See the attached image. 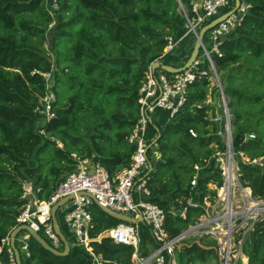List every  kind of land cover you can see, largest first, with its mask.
<instances>
[{"label":"trees","instance_id":"trees-1","mask_svg":"<svg viewBox=\"0 0 264 264\" xmlns=\"http://www.w3.org/2000/svg\"><path fill=\"white\" fill-rule=\"evenodd\" d=\"M47 1L0 0V240L17 224L25 202L23 182L30 181L40 189L37 196L46 197L72 168L71 153L94 156L111 176L129 164L134 146L127 136L139 114L140 79L161 54L166 37L177 39L184 33L186 19L177 0H55L56 9ZM181 2L188 16L192 15L189 0ZM246 2L250 7L241 24L219 45L221 55L211 56L216 72L225 71L222 78L231 65L240 63L223 86L234 157L242 185L250 188L253 197L264 200V0ZM46 41L50 51L44 46ZM180 47L164 63L172 64L175 57L179 60ZM192 47L173 65L182 66ZM201 55L202 50L197 56ZM201 67L209 68L207 60ZM43 72L51 73L55 94L54 116L46 122L35 112L38 97L46 91ZM216 88L208 77L196 78L188 85L187 101L174 116L163 125L156 124L160 157L153 160L146 185L149 200L166 213L165 226L171 234L204 212L203 197L216 196L208 185L220 187L223 182L215 153L224 149V120L218 133L209 116L212 111L216 117L215 109L207 102ZM189 129L197 135L191 136ZM194 164L202 168L191 189ZM191 196L199 205L188 207L184 219L174 215L172 207H182ZM90 211L92 238L121 222L97 205ZM137 228L138 253L145 257L156 242L146 223ZM200 244L193 242L177 250V264L214 259L213 249ZM91 246L101 254L102 264H132L131 245L102 237L91 241ZM242 252L245 264H264V217L253 223ZM0 263L8 264L6 246H1ZM21 264H92V260L83 247L71 246L66 255L59 256L31 237L30 256L21 258ZM237 264L244 263L239 260Z\"/></svg>","mask_w":264,"mask_h":264},{"label":"built area","instance_id":"built-area-1","mask_svg":"<svg viewBox=\"0 0 264 264\" xmlns=\"http://www.w3.org/2000/svg\"><path fill=\"white\" fill-rule=\"evenodd\" d=\"M189 4L192 12L190 16L180 0L186 19L184 33L177 39L173 36L166 37V44L161 54L147 66L140 79L139 114L127 136V141L134 146L129 164L111 176L94 156L71 153L72 168L63 173L53 191L46 197L39 198L37 194L40 189L35 188L30 181L23 182L21 197L25 202L20 207L16 216L17 224L13 228L20 224L28 225L34 231L42 232L44 239L53 248L62 250L63 244L54 231L50 211L57 201L69 196V199L59 207L68 232V235H64L70 248L74 245L80 246L89 253L92 264L103 262L101 254L95 253L91 246V241L102 237H110L115 243L133 246L132 264H177L175 257L177 250L193 242L200 244L201 241H212L210 245H200L213 249L216 264H237L239 260L242 263L247 260L242 252V244L259 212L260 207L255 203L260 204L261 201L253 197L250 188L242 186L239 180L232 131L230 124L225 123V113L228 111L226 96L221 89V81L216 74L211 54L221 55L219 45L241 24L250 5L246 0H239L237 8L232 13L207 30L209 47L203 40L205 33L200 46L202 55L197 56L187 68L179 72H167L161 67H155V62L164 63V58L188 35L193 36L195 41L199 29L233 8L234 0H189ZM204 60L209 63L208 69L201 67ZM41 74L45 80L46 91L38 97L35 112L43 122H46L54 116L52 104L55 101V94L51 88V73ZM202 76L208 77L211 85L221 89L218 97L223 103L221 109L223 108L224 117L221 119L224 120L225 125L222 135L224 149L215 153V160L223 182L220 187H216L215 197L212 199L209 195L203 197L204 212L178 233L171 234L165 226L166 213L149 200L150 190L146 185L152 162L160 157L156 144L158 136L156 124L159 121L157 110L167 112V120L172 118L187 101L188 85ZM213 120H216V117ZM154 128L155 131L151 132ZM189 133L193 137L197 135L193 129H189ZM193 168L195 173L190 181L191 189L197 185L198 174L202 167L194 164ZM97 204L133 219L142 218L150 227L156 247L147 256H140L138 224L122 221L115 227L105 229L96 238L90 237L89 231L92 228L90 207ZM198 205L199 203L191 196L186 199L182 207L178 209L172 207V213L184 219L187 208ZM30 238L31 235L26 230H20L16 234L15 245L20 258L30 256ZM1 246L7 247L8 264H16L14 252L10 247V233L0 240V249Z\"/></svg>","mask_w":264,"mask_h":264},{"label":"water","instance_id":"water-1","mask_svg":"<svg viewBox=\"0 0 264 264\" xmlns=\"http://www.w3.org/2000/svg\"><path fill=\"white\" fill-rule=\"evenodd\" d=\"M177 1L179 3L180 8H181L180 0H177ZM238 4H239V0H234L233 8H231L229 11H227L224 14H222L221 16L211 20L209 23L203 25L199 29V31L197 33V37H196V39L194 41L190 56H189V58L186 60V62L182 66L174 67L172 65H169V64H166V63H163V62H155L154 66L155 67H161L162 69L166 70L167 72H179V71L187 68L188 66H190V64L196 59V57H197V55H198V53L200 51L201 42H202L203 36L206 33V31L209 30L215 24H217L219 21L223 20L230 13H232L237 8ZM239 65H240V63L231 65L226 70V73L223 76L222 82H221V89L222 90H223V86H225L227 84V77H228L231 69L234 68V67H237ZM216 74L218 76L217 72H216ZM221 89H220V87H217L216 90L213 92L212 103H211L212 107L215 109V116H216L215 123H216V128H217L218 133H219L220 123H221V107L218 104V102H219L218 95H219V92L221 91ZM227 122L230 124V118H229V112L228 111L225 113V123H227ZM156 130L159 131L158 129H156ZM68 199H69V196L60 199L59 201H57L51 207V211H50L51 220H52L54 231L59 236V238H60V240H61V242L63 244V249L62 250H57V249L53 248L51 245L48 244V242L44 239V237H42L38 232L34 231L28 225L20 224V225L16 226L15 228H13L11 230V232H10V247H11V249L14 252L16 264H21V258H20L18 249L16 248V245H15V236L20 230L28 231L30 233L31 237L34 240H36L45 249H47L48 251H50L51 253H53L55 255L64 256V255H66L69 252V250H70L69 242L66 239L65 235L63 234V232L61 231L60 226H59V224L57 222V219H56V211ZM97 206L99 208H101L106 214H108L109 216H111V217H113V218H115V219H117L119 221L127 222V223H130V224H139V223H143L144 224L145 223L142 218L133 219V218H130V217L126 216V215L116 213V212H114V211H112V210L108 209L107 207H104V206H102L100 204H97Z\"/></svg>","mask_w":264,"mask_h":264},{"label":"rangeland","instance_id":"rangeland-1","mask_svg":"<svg viewBox=\"0 0 264 264\" xmlns=\"http://www.w3.org/2000/svg\"><path fill=\"white\" fill-rule=\"evenodd\" d=\"M52 2V0H48L47 2L48 3H50L51 4V2ZM56 2L53 0V3L50 5L52 8H54V9H56ZM52 25H53V23H51L50 24V26L52 27ZM48 35L50 36V30L48 31ZM207 35H208V33H206L205 34V36H204V43H205V45L206 46H208L209 47V41L207 40ZM185 41H189V42H193L194 41V39H193V36H191V35H188V37H186V39L184 40V42ZM180 44V43H179ZM44 46L48 49V51H50V46H49V42L48 41H46L45 43H44ZM179 53V52H178ZM50 57H53L52 56V54L50 53ZM201 58H203V57H201ZM225 72V71H224ZM224 72H221L220 74L218 73V76H219V80L220 81H222V74L224 73ZM238 79H240V77H238ZM214 82V81H213ZM211 87H212V85H211ZM62 96L64 97L65 96V93H63L62 92ZM210 100V98H208V100H207V102H210V103H212V100L211 101H209ZM227 97H226V103H227ZM218 104L220 105V107H223V103H222V101L221 100H219V102H218ZM223 109V108H222ZM222 109H221V117L223 118L224 117V112L222 111ZM161 113L160 114H158L159 115V121H158V124H164V123H166L167 122V118H168V113L167 112H164L163 110H159ZM158 111V112H159ZM214 114H215V110H214ZM212 111L211 112H209V116H210V118L211 119H213V117H212ZM229 118H230V116H229ZM224 129H225V125H224ZM230 129H231V131H232V127H231V124H230ZM151 132H154V130L153 129H151ZM224 134V132H222L221 133V136ZM245 159H247V158H245ZM235 161H236V159H235ZM236 164H237V161H236ZM238 166V165H237ZM242 184V183H241ZM242 186H244V185H242ZM208 187L210 188V189H216V186L215 185H213V184H209L208 185ZM217 191V190H216ZM194 194H195V196L198 194V191H196L195 190V192H194ZM259 201H261L260 202V204L258 203H255L256 204V206L257 207H260V208H262L263 210H260L259 212H258V214H257V216H256V219L255 220H258V219H260V218H262V217H264V200H262V199H260ZM56 219H57V221H58V223H59V225H60V228H61V230L65 233V235H68V232H67V229L65 228V222H64V217H63V215H62V212H61V208H59L57 211H56ZM41 236H43L44 237V235H43V233L41 232ZM98 241L100 240V238H98L97 239ZM208 242V241H207ZM247 262V260H245L243 263L245 264ZM203 264H216L215 262H214V259L213 258H209L206 262H204Z\"/></svg>","mask_w":264,"mask_h":264},{"label":"crops","instance_id":"crops-1","mask_svg":"<svg viewBox=\"0 0 264 264\" xmlns=\"http://www.w3.org/2000/svg\"><path fill=\"white\" fill-rule=\"evenodd\" d=\"M188 37V36H187ZM185 39H186V37H185ZM185 39H183V41L182 42H180V45H181V47H180V58H179V60L175 57V59H171V63L173 64L174 62H175V64H177V63H179L181 60H182V58L184 57V56H186V54H187V51H188V49H189V47L190 46H192L193 45V43L194 42H189V41H185L184 42V40ZM179 45V44H178ZM169 54H175L174 52H172V53H169ZM175 56V55H174ZM175 66V65H174ZM175 67H177V66H175ZM161 112L159 111V114H160ZM58 222V221H57ZM59 224V223H58ZM65 224V223H64ZM60 226V225H59ZM65 228H66V226H65ZM61 229V228H60ZM62 231V230H61ZM63 232V231H62ZM63 234H65L64 232H63Z\"/></svg>","mask_w":264,"mask_h":264},{"label":"bare ground","instance_id":"bare-ground-1","mask_svg":"<svg viewBox=\"0 0 264 264\" xmlns=\"http://www.w3.org/2000/svg\"><path fill=\"white\" fill-rule=\"evenodd\" d=\"M263 210L262 208H259L258 211Z\"/></svg>","mask_w":264,"mask_h":264}]
</instances>
